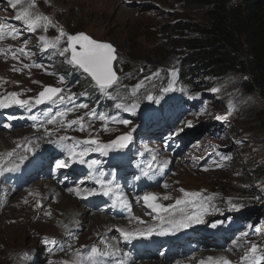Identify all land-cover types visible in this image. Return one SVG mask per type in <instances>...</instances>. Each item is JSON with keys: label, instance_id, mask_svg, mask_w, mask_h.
Here are the masks:
<instances>
[{"label": "rangeland", "instance_id": "1", "mask_svg": "<svg viewBox=\"0 0 264 264\" xmlns=\"http://www.w3.org/2000/svg\"><path fill=\"white\" fill-rule=\"evenodd\" d=\"M0 4H3L0 6V23L17 22L14 17L21 5L13 10L6 0H0ZM37 9L52 17L53 22L57 25L56 28H50L47 33L40 30L43 34L51 35L53 38L58 34L59 28H63L69 34L86 32L97 40L110 42L115 46L118 60L114 63V68L121 78V95L129 96L131 89L144 77H152L145 82V85L136 94L141 98V107L137 114L131 116L130 114L120 113L123 118L131 119L132 125L125 126L110 123L108 126L112 131L105 132L102 130L103 121L95 118L91 119L93 123H91L92 128L90 131L93 135L98 134L104 142L114 139L118 134L129 131L133 125L137 126L136 133H134V144L130 146L131 151L123 155L121 167L117 169L118 179L124 186L129 199L135 200V196H142L144 191L156 192L160 190L159 193H171L172 197H181L183 195L179 191L181 188L187 191H200L204 195L216 194L219 190L223 193L219 198L215 195L214 203L220 211H211L212 215L217 216L209 217L202 228L206 229L207 232L219 231L221 224L213 228L211 226L212 222H226V228L219 232L222 235L220 239L226 240L230 244L232 239L241 237L242 233L248 234L240 241L245 244V247L235 248V261L233 264H241V257L250 250V243H257L261 248H264V99L258 91H247L244 84L247 74L243 72L232 74L225 81L215 84V81L202 71H188L187 75H189L192 84L189 86L183 84L181 66L186 55L181 50L175 49L173 45L175 39L180 36L178 33L182 22L203 25L208 22L205 11L201 8H185L181 0H37ZM121 9L128 11V14L126 16L121 15ZM13 24L19 27L17 23ZM19 39L20 37L13 39L16 45H12L13 49L22 47L21 44L24 40L17 43ZM8 40L5 39L0 47H9ZM26 46L23 47H26L29 51L35 50L31 51L33 55L30 57L20 55L19 59L22 64H24L23 60L25 59L28 60V64H32L34 63L32 58L38 54L39 45L29 40ZM47 56L57 65L56 73L54 72V66L50 69H45L43 66L44 73L41 76L43 83L32 86L26 85L23 92H20L22 93L21 98L26 99L38 95L44 86H61L65 89L64 95L76 94L75 104H88V109L81 108L75 112H69L67 115L69 120H73L74 115L81 116L92 109H95L97 115L102 112L113 113L115 101L100 93L90 77L68 65L66 59L53 50H49ZM1 59L2 56L0 55ZM42 61L43 59H37L36 63L43 65ZM35 69L30 68L29 70L38 72L37 68ZM171 69L177 70L175 77L171 76ZM38 70L42 72L40 67H38ZM0 71L10 73L7 64L1 61ZM153 73L158 75L153 76ZM61 75L65 77L63 83L60 81ZM9 77L14 78L15 81L17 79L16 83L23 81L17 75L10 74ZM172 80H175L177 89L183 88L184 91L178 90L165 94L160 104L142 99L148 92L159 95L160 90ZM26 81L27 84H31L29 80ZM214 87L220 88V92L213 93L211 90ZM10 88L14 91L18 86L13 88V86L0 83V94L6 95L12 92L8 91ZM196 93H201V96L194 100L188 98ZM97 96H100L99 100L95 101ZM106 100L110 101V107L106 105ZM230 102L233 104L231 110L229 109ZM175 105H177V108ZM71 106V103L51 104L49 102L33 108L31 112L24 108L22 110L16 108L13 111L7 110V108L0 109V126L5 127L6 124L11 123L10 128L5 127L8 131L25 130L23 133H18L14 138L13 136L10 137L9 140L10 144L13 139L19 137L26 139L28 137L23 144L25 149L28 146L27 141H30V137L36 138L44 134L39 130L42 128H39L38 125L44 119L43 113L46 110L51 109L52 113L55 114L56 111ZM33 114L39 117L37 122L30 119ZM216 116H226L227 120H217ZM11 117H15V119H10ZM65 120L67 121L66 118ZM187 120H192L193 126L190 128L185 127L182 133L165 142V137L174 128L178 127V122L179 126H183V122ZM48 127L55 128L58 125H48ZM64 129L61 128L58 134L75 136L79 139H81L79 136L85 138L88 136V131H85L83 136L76 126L66 129L65 133ZM153 155L156 156L154 164L160 165L167 162V168L159 170L160 174L157 172L158 169L154 168L153 172L155 174L152 179L142 177L140 181L134 180V176L140 174V170ZM224 155H227L229 159H223ZM57 158H62L61 152L55 145L47 143L36 151L25 167L33 166L34 168L36 166L40 169L37 162L41 163L47 168V177L45 178L51 179L44 181L55 183L65 191H67V187L73 186V182L80 178H87L88 170L82 165H73L69 169L54 172V161ZM106 159L108 163L104 165L105 169L115 166L113 154H110ZM180 165L185 167L184 171L179 172ZM21 173L25 176L26 170ZM160 175H163L161 183L167 180L166 182L169 184L167 189L157 182ZM65 177L68 179L64 184H61L60 181ZM238 180L248 184L247 191L240 188ZM86 183L88 186H93L87 180ZM18 196L20 195H15L16 198ZM23 196H20L22 203H25L24 197L30 199L27 195ZM257 197L259 198L257 199ZM16 198L13 199L15 201L10 206V201L5 204V209L8 206L11 208H9V211L5 210L0 216V232H6L12 226L9 223L15 221L11 209H19ZM96 198L90 197L89 201L95 202ZM99 199L102 200L99 201L97 206L103 212L112 210L118 212L120 209L111 206L109 198L101 196L97 198V200ZM230 199L232 203L243 204L245 207L233 210L228 203ZM70 200L73 201L74 199ZM73 202L75 204L70 209L58 210L56 215L60 217L56 219H61V216H68L78 208L76 213L80 214L82 207L77 200ZM31 205H34V200L31 201V204L26 205L27 211H24L30 224V233L25 232V229V234L18 236L20 233L18 230L21 228L9 229V232L17 234L11 235L9 233V238L0 240V264H20L22 259L14 260V258L21 250H24L22 255L27 253L30 257H33L31 253H35L33 264H37L41 259L42 243L45 244V248L47 246L44 238L56 237L55 239H59L61 236L63 238V224L55 225V218L49 224L43 220L35 222V218L39 214L37 216L33 214V211L38 212L35 208L31 209ZM59 206L63 209V205ZM244 212L249 215L248 218H246ZM23 216L25 215L22 214ZM51 217L43 216L45 219ZM91 220L98 221L100 218L94 217ZM186 231L190 232L191 230ZM229 231H231L230 234ZM96 232L97 230H94V228L86 230L83 234L85 241L88 236L91 237L92 241L97 240L100 233L95 235ZM80 233H82V230L78 231L77 237L83 239L84 237H80ZM172 237H175V239H172ZM170 239L181 240V237L178 233L173 234ZM204 240V238L198 236L185 237L177 245L184 250L183 248L191 243L193 249H188L189 245L185 250L198 252L200 249L198 247L199 242ZM127 242L132 243V239L127 240ZM137 247H139L138 244L135 245V249ZM167 251L165 250V252ZM45 261L48 264H53L48 257ZM21 264H24V262ZM28 264H31V262Z\"/></svg>", "mask_w": 264, "mask_h": 264}, {"label": "snow or ice", "instance_id": "2", "mask_svg": "<svg viewBox=\"0 0 264 264\" xmlns=\"http://www.w3.org/2000/svg\"><path fill=\"white\" fill-rule=\"evenodd\" d=\"M6 2L13 10H16L18 5H21L19 10L16 11L14 19L23 25V30L27 33L35 34L37 30H42L44 33H47L50 28L57 27L52 17L38 11L37 0H6ZM21 35L22 30L20 27L15 26L11 22L0 23V41L5 37L16 39ZM30 39L31 37H29V40ZM37 39L42 45V54L49 50L55 51L59 56L66 59L68 65L73 66L75 69L82 71V73L90 77L100 93L115 101L113 113L108 114L102 112L97 115L95 109H92L85 112L82 116H78L76 119L66 121L65 118L69 112H75L81 108L88 109V104H75V93L66 96L63 94L65 91L64 88L55 86H44L43 90H41L38 95L30 96L26 99L21 98L22 93L20 92H9L6 95H0V109L15 106L31 112L33 108L49 102L51 104L71 103V107L56 111L55 114L52 113L51 109L46 110L43 113L44 119L40 121L38 125L39 128L43 129V138L46 139L48 143L55 145L62 154V158L55 159L53 171L60 172L63 169L71 168L73 165L85 166L88 170L87 178H80L73 182L72 187H67L66 190L69 193H74L80 199H88L97 196L109 198V200H111V206L125 209L131 214L130 200L124 190V186L118 179L117 169L121 167V158L123 155L131 151L130 146L134 144V133H136L137 126L133 125L129 131L104 142L100 139L98 134H92L90 131L92 125L90 123H85V116L89 117V119L95 118L103 121L102 130L105 132L112 131L108 126L110 123L122 124L125 126L132 125V120L123 118L120 113L130 114L131 116L137 114L141 107V98L136 94L145 85V82L152 77H144L143 80L131 89V94L129 96H123L121 95V78L114 68V63L118 60L117 49L112 43L93 39L84 32L69 34L63 28H59L58 34L53 38H49L46 35H39ZM29 40H24L23 44L26 46ZM8 52H11L13 59L16 60H19L20 55L29 57L33 55L26 47L13 49L12 46H9L6 49L0 48V53L6 55ZM33 66L43 67V65L40 64H23V68H14V71L19 72L24 68H31ZM170 74L172 77H175L177 75V70L171 69ZM156 75L158 74L153 73V76ZM64 80L65 77L61 75V83H63ZM178 90L184 91L183 88L177 89L175 80H172L166 87L160 90L159 95L148 92L142 99L160 104L165 94ZM211 91L213 93H218L220 92V88L214 87ZM200 96L201 93H196L188 98L194 100ZM249 99H251V97H249ZM232 107L233 104L230 102L229 109L231 110ZM215 118L217 120H227L226 116H216ZM10 119H15V117H11ZM30 119L37 122L39 117L33 114L30 116ZM48 125H58V127L49 128ZM11 126V123L5 125V127L8 128ZM73 126H76L80 132L88 131L87 138L79 139L75 136L58 134L61 128L69 129ZM192 126V120L184 121L183 126H179L178 122V127L174 128L172 132L165 137V142L178 136L184 131L185 127L190 128ZM27 143L28 146L24 149L22 154L16 157L15 161L11 159L15 154V149L6 154H0V175L9 171H17L20 166L28 160L29 154L34 155L36 149L40 147L39 143L35 145H32L30 141ZM110 154H113L115 166L105 169L104 165L108 163L106 158H108ZM222 158L229 159L227 155H224ZM155 161L156 156L153 155L140 170V174L134 176V180L140 181L142 177L152 179V176L155 174L153 172L154 168L162 170L166 169L168 166L167 162L156 165L154 164ZM205 170H207V168H205ZM67 179L68 178L65 177L60 183L64 184ZM86 180L93 186H88ZM162 186L165 189L169 187L167 182H164ZM179 191L183 193V195L175 199V202L172 204L160 202L161 199L165 201L172 199L171 194H164L162 197L155 192H145L142 196L136 195L135 200L137 202L143 201L146 208L150 210L147 214L152 217L155 223L147 224L140 217H135L140 224L146 226L138 229L136 232H128L123 229H117V231L121 232L125 240H131L139 236L150 237L154 233L159 235L175 234L182 230L192 228L194 225L205 223L204 217L209 211H220L214 203L216 194L204 195V193L200 191H187L183 188ZM258 198L259 197H257V199ZM228 203L233 210L242 206L232 203L231 199ZM46 215L50 216L51 212L46 213ZM222 223L223 221H213L211 226L216 228L218 224ZM63 227L68 230L70 224H64ZM67 235L71 239L77 238L72 231H67ZM247 235V233H242L241 237L232 239L231 245L237 249L245 247V244L240 241ZM44 242L46 244L51 243L53 245V250L63 251L65 248L72 250L71 243L65 244L57 241L55 238L45 237ZM118 251V249H113L111 245L108 246L107 250L103 251L95 246H92L87 251L75 249L72 251V264H121L119 260H112L110 262L104 259L105 257H115ZM21 259L27 260V253L23 254ZM209 260L212 261L213 264H232L226 257H210ZM201 264H203V261ZM241 264H264V248H261L257 243H250V250L245 252L241 257Z\"/></svg>", "mask_w": 264, "mask_h": 264}, {"label": "bare ground", "instance_id": "3", "mask_svg": "<svg viewBox=\"0 0 264 264\" xmlns=\"http://www.w3.org/2000/svg\"><path fill=\"white\" fill-rule=\"evenodd\" d=\"M130 10V9H127ZM120 14L123 16H126L128 14V11L125 9L120 10ZM5 39H9L8 44L9 46L15 45L13 42V39L11 37H5L2 41H0V44H2ZM16 46V45H15ZM27 47V46H26ZM1 48V47H0ZM8 47H5V49ZM31 51H35L32 49ZM2 59L1 62L7 64L8 69L10 73H5L0 71V83H4L6 85L18 86L14 91L10 88L8 91L12 92H23V88L26 85H40V83H43L42 75L43 73L38 70V67H31L32 69L37 68L38 72H33L29 70L30 68H24L22 71H14V68H23V64L21 63V60L13 59L12 53L8 52L6 55L1 53ZM19 55V54H18ZM24 64H28V60H23ZM34 65V63H32ZM36 70V69H35ZM17 75L18 77L22 78L23 81L16 83L15 79L10 78L9 75ZM26 80H29L31 84H27L28 82ZM1 95V94H0ZM16 108L20 107H10L7 108V110H16ZM23 108H20L22 110ZM80 115H74L73 119H76ZM82 116V115H81ZM67 120H69L66 117ZM85 123H93L91 119L85 117ZM41 132H43V129H39ZM25 130H18L15 129L14 131H8L5 127L0 126V154H6L13 149H15V154L13 157H11L12 160H16V157L19 154H22L24 152L23 144L26 139L19 137L18 139H13V142L9 144L10 137L13 136V138L18 135V133H23ZM67 130L64 129V133ZM84 136V132H80ZM27 134V132H26ZM44 134H41L39 137L33 138L30 137V141L32 142V145H35L36 143H39L40 147L36 149V151L40 148H42L44 145H46L48 142L46 139L43 138ZM81 139H85V137L79 136ZM16 142V143H15ZM28 142V141H27ZM7 144V145H6ZM19 145V146H18ZM17 149V150H16ZM33 157V154H29V158L27 161H25L20 168L17 171H9L5 172L3 175H0V216L4 213L5 210L9 211L10 204L14 202L13 200L16 194L27 195L30 199L28 200L25 198V203H22V198L18 196L16 199L18 200V206L19 209H11L12 215L15 219L10 228L6 230V232H0V240H4L9 238V233L11 235H16L17 233L9 232V229L15 228H21L18 230L20 233L18 236L24 235L25 232L30 233V224L28 223V219L26 217V214L24 211L26 209V205L31 204V201L34 200V205H31V209L35 208V210L38 212L36 213L33 211L36 216L39 214V216L36 219L35 222L43 220L45 223H51L50 221L54 218L60 217L58 214V210H64V209H70L71 206H74L75 200H77L82 207L81 213L77 214L76 211H72L68 216H61V219H56L55 225L57 224H70V228L66 230L62 226V232H63V238L62 236L59 237V239H56L57 241H60L62 243H71L72 244V250H69L65 248L63 251H57L53 250L52 244H47L45 248V244L42 243V249L40 252V261L37 264H48L47 257L49 258V261H51L53 264H72L73 256L72 251L75 249H83L84 251H87L92 246H95L99 249L107 250L108 246H113V249H118V253L113 258L105 257L104 259L109 260L110 262L112 260H119L121 261V264H201L203 261V264H213L212 261L209 260L210 257L212 258H220V257H226L228 258L232 264L235 261V248L226 240H221L220 231H222L224 228H226V222H223L221 224V229L219 231L214 232H207L206 229L202 228V225L206 223V220L211 216H217L212 215V212L209 211V213L204 217L205 223L194 225L192 228L186 229L191 230L190 232H187L186 230H182L178 232L180 234L181 240L185 237H202L205 240L199 242V251L198 252H188V249L192 250L191 243L189 244L190 247L185 250L186 248H183L182 250L177 243H181V240H171V236L173 234L169 235H159V234H152L150 237H144L139 236L135 239V242H140L145 244L144 247H142L141 251L139 248L135 250L134 244H128L127 240H125L120 231H117V229H123L124 231L128 232H136L138 229L145 227L146 225L140 224L135 217H140L141 219H144V221L147 224H153L155 221H153L152 217H150L147 213L150 211L146 208V206L143 204V201L137 202L136 200H133L130 198V205H131V214L125 209H119L118 212L115 210L112 211H101L97 204H99L100 199L97 200V198L101 196H97L96 201L92 202L88 199H80L78 198L74 193H68L67 191L63 190L61 187L56 185L55 183L44 181V180H51L47 179V168L44 165L39 164L37 162V166L40 167L36 168V166L33 168V166L25 167L26 164L29 162V159ZM23 167V168H21ZM23 170H26V175L23 176L21 173ZM185 167L183 165H180V171H184ZM158 174H160L159 170H157ZM163 178V175H160L158 178V183H161V179ZM41 181V182H37ZM43 181V183H42ZM167 180H164L161 185H163L164 182ZM169 185V184H168ZM146 192V191H144ZM144 192L142 194H144ZM160 190H157L155 193L159 194L161 197L165 193H159ZM223 192L217 190L216 196L219 198V196ZM171 194V193H169ZM69 196V197H68ZM172 196V194H171ZM106 198V197H104ZM180 198L178 196H173L170 200H160L161 203L164 204H172L175 202V199ZM12 199V200H11ZM70 199H74L71 201ZM10 201L9 206L5 209V204ZM57 204V205H56ZM54 205V206H53ZM56 205V206H55ZM59 205H63V209ZM77 205V204H76ZM241 207H238V209L244 208L243 204ZM139 212L138 214L136 212ZM51 212L52 216L50 219H45L43 216H49L46 215V213ZM60 212V211H59ZM62 212V211H61ZM91 214H88V213ZM215 212V211H214ZM22 214L25 216L22 217ZM67 214V213H66ZM246 218H248V214L244 212ZM154 215V214H153ZM41 217V219H39ZM88 217V218H86ZM100 218L98 221H92L93 218ZM92 221V222H91ZM75 222V223H72ZM228 222V221H227ZM97 230L95 235L97 233H100V237L97 240L91 239V237H85L83 236L84 232L88 229ZM26 229V231H25ZM80 237H84L83 239H79L77 237L78 231H81ZM25 231V232H24ZM67 231H72L75 233L76 239H71L67 235ZM22 232V233H21ZM175 233V234H178ZM229 234L231 231L228 232ZM32 234V233H31ZM174 234V235H175ZM50 236V235H49ZM12 238V237H11ZM56 238V237H53ZM62 238V239H61ZM34 239V238H33ZM91 239V240H90ZM172 239H175V237H172ZM11 243V242H9ZM12 244V243H11ZM36 244V243H35ZM162 246V249L164 250V253L162 256L154 255L151 253L150 250L154 245ZM37 245V244H36ZM9 246V245H8ZM8 248V247H7ZM13 249V247H11ZM38 248V246H37ZM150 248V250H149ZM16 249V248H15ZM3 250V249H2ZM7 250V249H6ZM165 250H168L165 252ZM24 251V250H23ZM22 250L15 255V259L19 260L21 259ZM9 253V252H8ZM7 254V252H6ZM33 257H30L28 255V259L26 261L21 260L20 264L24 262V264H28L31 262L33 264L35 262L34 254L31 253ZM51 254V255H49ZM5 257V256H4ZM6 259V258H5ZM14 263V262H13ZM5 264V263H4Z\"/></svg>", "mask_w": 264, "mask_h": 264}, {"label": "trees", "instance_id": "4", "mask_svg": "<svg viewBox=\"0 0 264 264\" xmlns=\"http://www.w3.org/2000/svg\"><path fill=\"white\" fill-rule=\"evenodd\" d=\"M181 2L188 9H203L208 19L204 25L182 22L173 43L186 55L181 66L184 84H192L188 71H202L215 84L243 72L247 91H258L264 99V0ZM238 182L247 191L248 184Z\"/></svg>", "mask_w": 264, "mask_h": 264}, {"label": "water", "instance_id": "5", "mask_svg": "<svg viewBox=\"0 0 264 264\" xmlns=\"http://www.w3.org/2000/svg\"><path fill=\"white\" fill-rule=\"evenodd\" d=\"M79 33V32H78ZM84 33H86V32H84ZM87 34V33H86ZM88 35V34H87ZM90 36V35H89ZM92 37V36H91ZM93 38V37H92ZM93 39H95V38H93ZM101 41V40H100ZM104 42H106V41H104ZM110 43V42H109ZM114 46V45H113ZM115 47V46H114ZM62 88V87H61Z\"/></svg>", "mask_w": 264, "mask_h": 264}]
</instances>
